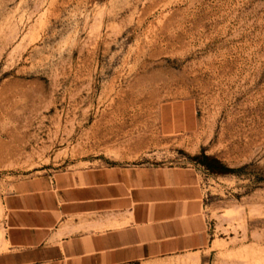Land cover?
I'll return each mask as SVG.
<instances>
[{
    "label": "rangeland",
    "instance_id": "obj_1",
    "mask_svg": "<svg viewBox=\"0 0 264 264\" xmlns=\"http://www.w3.org/2000/svg\"><path fill=\"white\" fill-rule=\"evenodd\" d=\"M108 165L201 172L208 245L142 264H264V0H0V251L14 182Z\"/></svg>",
    "mask_w": 264,
    "mask_h": 264
},
{
    "label": "crops",
    "instance_id": "obj_2",
    "mask_svg": "<svg viewBox=\"0 0 264 264\" xmlns=\"http://www.w3.org/2000/svg\"><path fill=\"white\" fill-rule=\"evenodd\" d=\"M192 120L182 113L180 129ZM203 197L193 166L108 165L18 180L1 197L0 264H142L200 251L210 241Z\"/></svg>",
    "mask_w": 264,
    "mask_h": 264
}]
</instances>
